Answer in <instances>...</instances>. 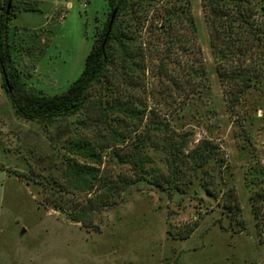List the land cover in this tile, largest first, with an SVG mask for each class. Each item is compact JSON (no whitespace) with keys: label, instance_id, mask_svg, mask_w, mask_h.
<instances>
[{"label":"rangeland","instance_id":"1","mask_svg":"<svg viewBox=\"0 0 264 264\" xmlns=\"http://www.w3.org/2000/svg\"><path fill=\"white\" fill-rule=\"evenodd\" d=\"M4 2L0 0V13ZM6 6L14 13L8 44L20 85L46 95L66 90L82 71L106 19L105 0H88L85 7L79 0H7ZM190 7L209 90L184 106L174 93L169 106L170 98L158 91L155 67L140 78L147 111L163 119L168 131L184 136L188 148L201 140L218 146L227 166L222 179L209 167L182 193L138 181L114 207L95 216L97 230L73 222L50 204L53 181H59L68 160L82 161L67 152L69 141L96 140L105 127L88 122L83 112L50 122L18 117L0 69V264H264V226L259 236L249 201L253 189L245 181L254 166L264 170V80L228 112L200 0H190ZM98 93L93 88L88 94ZM137 127L142 130L143 123L132 124ZM129 143L103 150L100 170L112 177L131 174L114 156ZM147 153L154 166L165 170L160 151ZM206 183L213 195L201 186ZM229 187L241 208L231 225L223 214ZM193 224L189 236L181 238Z\"/></svg>","mask_w":264,"mask_h":264},{"label":"trees","instance_id":"2","mask_svg":"<svg viewBox=\"0 0 264 264\" xmlns=\"http://www.w3.org/2000/svg\"><path fill=\"white\" fill-rule=\"evenodd\" d=\"M4 1L0 13V69L15 114L29 121L50 122L83 112L88 122L105 127L96 140L69 141L67 152L82 161L68 160L59 181H53V208L73 222L97 230L95 216L114 207L121 193L135 182L182 193L198 172L209 167L222 179L221 171L227 166L218 146L201 140L188 148L184 136L168 131L163 119L147 111L145 83L140 78L149 66L155 67L158 91L170 98L169 106L174 93L181 96L184 106L209 90L190 0H105L106 19L94 35L82 71L66 90L54 95L25 90L12 71L8 22L14 13ZM200 3L216 75L226 108L232 113L244 95L259 88L264 80V0ZM93 88L100 91L96 97L88 94ZM133 123H143V129H132ZM129 139L127 150L114 156L129 167L131 174L112 177L101 171V152ZM150 149L161 152L165 170L153 165L147 153ZM245 181L253 189L249 201L260 236L264 226V170L254 166L247 171ZM201 186L206 193L214 194L207 183ZM225 199L223 214L231 225L241 213L233 187L227 189ZM195 225L181 238H187ZM241 230L242 226L237 232Z\"/></svg>","mask_w":264,"mask_h":264},{"label":"built area","instance_id":"3","mask_svg":"<svg viewBox=\"0 0 264 264\" xmlns=\"http://www.w3.org/2000/svg\"><path fill=\"white\" fill-rule=\"evenodd\" d=\"M82 3V6L85 7L88 0H79Z\"/></svg>","mask_w":264,"mask_h":264},{"label":"water","instance_id":"4","mask_svg":"<svg viewBox=\"0 0 264 264\" xmlns=\"http://www.w3.org/2000/svg\"><path fill=\"white\" fill-rule=\"evenodd\" d=\"M112 18H113V15H111V18H110V21H109V26L111 24Z\"/></svg>","mask_w":264,"mask_h":264},{"label":"crops","instance_id":"5","mask_svg":"<svg viewBox=\"0 0 264 264\" xmlns=\"http://www.w3.org/2000/svg\"><path fill=\"white\" fill-rule=\"evenodd\" d=\"M69 6V5H68Z\"/></svg>","mask_w":264,"mask_h":264}]
</instances>
